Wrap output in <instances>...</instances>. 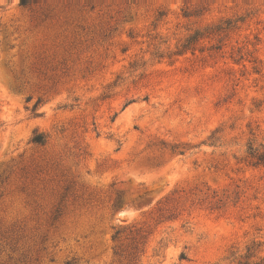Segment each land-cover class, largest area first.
<instances>
[{
	"label": "rangeland",
	"instance_id": "1",
	"mask_svg": "<svg viewBox=\"0 0 264 264\" xmlns=\"http://www.w3.org/2000/svg\"><path fill=\"white\" fill-rule=\"evenodd\" d=\"M0 264H264V0H0Z\"/></svg>",
	"mask_w": 264,
	"mask_h": 264
},
{
	"label": "trees",
	"instance_id": "2",
	"mask_svg": "<svg viewBox=\"0 0 264 264\" xmlns=\"http://www.w3.org/2000/svg\"><path fill=\"white\" fill-rule=\"evenodd\" d=\"M27 0H23V2L25 3ZM34 141L36 142V143H39V144H41L42 143V138H41V136H36V138L34 139Z\"/></svg>",
	"mask_w": 264,
	"mask_h": 264
}]
</instances>
